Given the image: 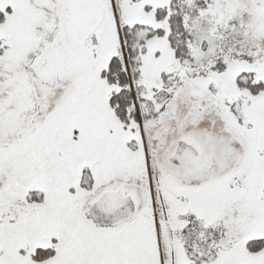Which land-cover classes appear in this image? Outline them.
<instances>
[{
    "label": "snow or ice",
    "instance_id": "obj_1",
    "mask_svg": "<svg viewBox=\"0 0 264 264\" xmlns=\"http://www.w3.org/2000/svg\"><path fill=\"white\" fill-rule=\"evenodd\" d=\"M0 264H264V0H0Z\"/></svg>",
    "mask_w": 264,
    "mask_h": 264
}]
</instances>
